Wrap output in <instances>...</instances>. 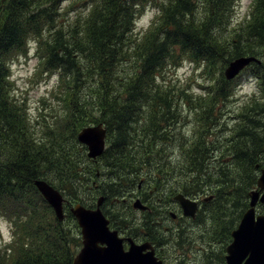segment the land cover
<instances>
[{
    "label": "trees",
    "instance_id": "trees-1",
    "mask_svg": "<svg viewBox=\"0 0 264 264\" xmlns=\"http://www.w3.org/2000/svg\"><path fill=\"white\" fill-rule=\"evenodd\" d=\"M145 2L0 0V218L11 229V243L0 246V264L72 263L80 239L70 234L66 217L62 222L56 220L33 182L42 179L65 192L70 200H79L78 192L84 189L108 200L100 184L96 182L95 188L89 182L96 181L93 171L97 167H110L112 176L120 169L134 171L135 165L152 163L151 152L156 151L158 140L174 144L182 117L181 102H177L189 103L191 97L184 91L176 92L173 84L158 83V79L163 80V74L176 69L184 58L204 66L210 84L206 87V107L197 98V106L189 109L200 119L202 130L183 151V163L173 174L181 184L175 190L199 197L212 191L211 199L199 208L205 217H199L198 212L195 223L204 226L211 219L216 230L208 246L220 253L248 208L241 197L256 187L258 177L253 175L264 160V104L252 102L245 114L232 118L240 130L229 158L231 168H218L213 156L221 153L216 136L219 132L215 130L229 126L228 122L219 125L221 116L226 115L220 105L234 96L237 80L226 81L223 69L235 58L262 56L264 0H256L247 35L231 42L230 50L210 34L214 27L220 28L230 0H207L208 17L199 27L186 22L198 4L196 0L163 1L157 23L138 41L133 27L141 12L139 6ZM65 3L70 8H63ZM76 5H83V11L70 16L68 10L73 12ZM29 42L41 59L42 71L57 73L61 84L57 97L61 116L45 123L41 131L44 139H37L26 127L25 111L12 100L10 90L7 63L16 54L26 55ZM218 64L220 76L215 80L213 67ZM245 70L258 82L264 97V64L252 63ZM212 72L214 76L208 74ZM98 124L106 127L107 135L106 149L95 166L75 135ZM137 134L143 137L138 140ZM236 175L243 184L235 180ZM110 188V193L124 189ZM68 218L74 220L71 215ZM148 224L150 219L144 226ZM148 231L144 235L152 239Z\"/></svg>",
    "mask_w": 264,
    "mask_h": 264
},
{
    "label": "rangeland",
    "instance_id": "rangeland-1",
    "mask_svg": "<svg viewBox=\"0 0 264 264\" xmlns=\"http://www.w3.org/2000/svg\"><path fill=\"white\" fill-rule=\"evenodd\" d=\"M163 1L166 0H146L142 6H139L141 12L136 18L133 27V31L136 34L134 37L138 41H142L146 32L151 28V25L157 23L160 11L159 6H161V2ZM206 1L207 0H196L198 4L192 8V15L186 17V22L189 21L193 26L199 27L207 20L208 6ZM251 2L252 0H230V4L227 7V13L224 15L225 18L221 24H219L220 28L214 27L210 31V34L222 47L226 48V50L231 49V42H235L238 39H244L243 37L247 35V29L253 20L249 19L251 15L247 14L248 10L251 9V7H249ZM68 3H65L63 8H70ZM73 9L74 10L71 13H69L70 9L68 10L70 16H73L75 12L80 13L83 11L84 6L76 5ZM154 18L155 21L152 22ZM28 47L29 49L27 50L26 55L21 53L16 54L7 63L10 75L9 81L11 82L10 90L12 92V100L21 105L25 111L26 119L24 118V122L26 127L28 129L30 127L31 131L36 134L34 136L37 139H44V134H41V131L44 128L45 123L52 122L54 119H58L61 116L62 111H59L61 102H57V97L59 95L58 85L61 84L58 80L57 73H47L42 71L39 62L40 60H38L36 56L32 42L28 43ZM259 50H262V56L256 57V59L259 63L264 64V47L261 49L259 48ZM203 68L204 66L199 63L193 65L190 60L184 58L179 62L176 69L163 74V80L158 79V83L165 81L173 84L174 90L178 93L184 91L189 94L191 97L190 102L193 103L190 104V102L188 103L186 101L177 102H181L179 110L182 117L180 124H178L177 130L179 132L177 133L176 138H174V144L165 145L166 140H158V144H156L157 146L155 148L156 151L151 152L152 163L150 165H135L133 168L134 171L120 169L114 176H112L109 175L108 168L110 167L107 168L100 165L95 171H93L96 172L93 173V178L96 179V181H89L91 187L93 186V182L95 185L97 182L101 185L102 192L103 190L106 191L105 194L107 195L108 200L102 205V209L105 213L107 212V216L105 215L107 219H111L113 223L118 221L121 226H124V231H119L114 226V229L119 231V236L129 237L135 242H151L152 240L143 237L145 236V230H149L148 233L151 235L152 239L164 242L163 245L154 247L158 258L162 260L163 264H224L225 261L219 260L216 255H220V257L225 256V248L231 242V238L226 240V243L224 242L221 247V253L216 251L214 246H208L209 241L212 239L215 233L214 231L216 230L211 219L204 226L200 223L193 224L188 220L185 221L186 223H182L181 226L171 224L170 217L166 213L167 211L176 214L178 217L181 216L180 211L176 209V205L171 203L165 207L153 210V214H143L132 208L133 203L137 199L144 195L148 196L149 192L154 191V189L160 191H174V193L172 192L173 194H181V192L175 190L177 184L180 183L177 181L176 175L173 174H176L179 163H183V151L187 150L185 148L188 146L189 142L197 137V134L199 135V132L202 130V124L199 123L200 119L194 113L190 112L189 109L190 106H197V98L200 100V104L204 107L208 104L206 87L210 82L208 77L203 73ZM213 71L215 73L214 79L218 80L216 77L220 76V65H215ZM247 72L248 71L245 70L236 78L234 96L228 99L225 102V105H220L221 109H223L224 112L226 111V115L223 114V116H221L219 125H222L223 122H228L229 126L225 128L222 127L220 130H215L216 132H219L216 136L219 139L218 148H220L221 152L219 156L217 154L213 156L218 168H231V159L229 158L233 155V147H236L235 142H238L237 135L235 134L240 130L239 127L233 125L234 123L231 121L232 118L234 116H237L238 118L239 114H245L247 108L251 106L252 102L264 104V97L262 93L258 91V83L253 79H250ZM208 74L214 76L213 72ZM62 124L63 122L60 123V126H62ZM52 127L57 128L58 126L52 125ZM232 131L234 132L231 133ZM259 131L262 132L261 130ZM138 135L140 136L138 140H140L143 135L137 134L136 136ZM147 139L148 138H145V140ZM225 141L226 143H223ZM229 141H231V144H229ZM225 144H227V147H225ZM86 152L87 150L85 153ZM96 165L98 164H95V166ZM263 167L264 160L261 162V168ZM232 170L235 172V169ZM259 170L253 175L254 177L257 178L259 176ZM104 173H106V177L104 176ZM158 174L161 176L160 180H157ZM229 180H232V178H229ZM235 180L240 184H243L238 175H236ZM124 182L126 183L124 184ZM131 182H134V184ZM51 186L59 191L64 198L66 202L64 206V214L67 218L65 226L68 228L70 234L73 232L74 236L80 239L81 245L80 230L75 219L73 218L74 220L72 221L71 218H68V215H71L69 214V209L75 204H81L87 208H94L95 201L99 194L92 189H84L78 192L77 199L79 200H70L67 198L68 196H66L65 192L57 189L53 185ZM107 186L112 188L123 186L124 189L110 193L111 191L107 190ZM95 188L98 187L95 186ZM254 188L255 187L250 188L248 193L244 191V188V196L241 197L244 204L249 203V192ZM204 194L203 197L197 196L195 199L198 198V201L202 203L205 198L212 196V191H207ZM149 196L152 197L151 193ZM151 200L153 201V197ZM256 212L262 214L264 213V209H258L256 207ZM204 214L205 211L201 208L198 216L204 218ZM148 219H150V224H148V227H145L144 225ZM239 221L240 220L238 219L236 222L237 226ZM170 227L178 228L171 229ZM138 233L142 234V237H136L135 235H138ZM171 233L174 235L173 239H170ZM177 235H179L178 239L176 238ZM10 243L11 229L9 228V224L5 219L0 218V246ZM207 253L208 260L206 259Z\"/></svg>",
    "mask_w": 264,
    "mask_h": 264
},
{
    "label": "water",
    "instance_id": "water-1",
    "mask_svg": "<svg viewBox=\"0 0 264 264\" xmlns=\"http://www.w3.org/2000/svg\"><path fill=\"white\" fill-rule=\"evenodd\" d=\"M251 62H255L252 57L235 58L224 69L225 79H234ZM76 138L86 147L89 159L94 160L103 153L105 130L101 125L81 129ZM33 185L53 210L56 219L62 221L64 199L60 192L41 179L35 180ZM256 188L249 194L248 209L230 233L232 241L225 248V264H264V215H255L256 204L264 205V168L260 170ZM174 199L184 216L194 217L197 210L195 202L182 195H176ZM101 202L102 198H99L94 210L80 204L70 208L81 236V248L71 264H162L154 256L149 243L136 245L130 238H119L116 231L109 230L108 221L99 209ZM133 208L145 210L139 200L133 203ZM124 240L129 243L127 250L123 248ZM147 249L149 251L145 252Z\"/></svg>",
    "mask_w": 264,
    "mask_h": 264
},
{
    "label": "flooded vegetation",
    "instance_id": "flooded-vegetation-1",
    "mask_svg": "<svg viewBox=\"0 0 264 264\" xmlns=\"http://www.w3.org/2000/svg\"><path fill=\"white\" fill-rule=\"evenodd\" d=\"M104 126V125H103ZM105 127V126H104ZM105 129H106V127H105ZM106 132H107V129H106ZM105 151V150H104ZM103 151V152H104ZM103 154V153H102ZM101 154V155H102ZM100 155V156H101ZM99 156V157H100ZM98 157V158H99ZM94 162V164L97 162L96 160H94L93 161ZM127 170V169H126ZM104 175H105V177H106V173H104ZM132 184H134V182H131ZM92 185L95 187L96 185H95V183L93 182L92 183ZM139 188V187H138ZM111 188H110V186H107V190L108 191H111L110 190ZM151 193V196L153 197V201L151 200V198L152 197H150L149 196V194ZM149 194H148V196H143V197H140L139 199H137V200H139L141 203H142V205H144V206H146L147 207V209H146V211H143L142 213L144 214V213H146V214H153L152 213V211L153 210H155V209H159L160 207H165L166 205H168L169 203H171V204H173V205H176V209L177 210H179L180 211V215L181 216H176V214H174V213H172L171 214V212L170 211H167L166 213L168 214V216L170 217V220H171V224H173V225H178V226H181V224L183 223H186L185 221L186 220H188L189 222H192L193 224H194V222L196 221V217H197V214H198V198L197 199H195V197H197L196 195H193V196H184L183 194H181V195H183L184 197H186V198H189L190 199V197H191V199H193L194 201H197V211H196V216L194 215V217L193 218H189V217H186V216H184L183 215V212H182V210H181V208H180V206H179V203H178V201H176L175 199H174V196L175 195H178V193L177 194H172L170 191H168V190H165V191H160V190H158V189H154V191H150L149 192ZM98 197H103L102 198V202H101V205H100V210H101V212L104 214V216L106 215L107 216V212L105 213L104 212V210L102 209V205L106 202V200H107V198L105 197V196H103V195H101V196H98ZM98 197H97V199H98ZM97 199H96V201H95V206H94V208H96V202H97ZM148 200H149V202H148ZM155 200V201H154ZM94 208H92V209H94ZM136 210V209H135ZM137 211H140V210H137ZM108 221H109V227H110V229H112V230H116V229H118L119 231H124L125 230V228H124V226H121L120 224H119V222L118 221H116V223H113L112 222V220L110 219H108ZM114 226L116 227V229H114ZM195 226V225H194ZM171 229H176V228H178V227H170ZM117 230V231H118ZM119 231H118V233H119ZM131 233H133V232H131ZM139 235H140V233H138V235H135L136 237H139ZM120 237H124V236H121L120 235ZM125 238H128V237H125ZM135 242V241H134ZM135 243H137V244H141V243H144L143 241H140V242H135ZM153 248L155 247V246H160L161 245V243L160 242H155V241H151V242H148ZM124 248H127V244L126 243H124Z\"/></svg>",
    "mask_w": 264,
    "mask_h": 264
}]
</instances>
